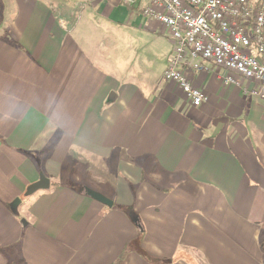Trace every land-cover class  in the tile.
<instances>
[{
  "label": "crops",
  "instance_id": "crops-1",
  "mask_svg": "<svg viewBox=\"0 0 264 264\" xmlns=\"http://www.w3.org/2000/svg\"><path fill=\"white\" fill-rule=\"evenodd\" d=\"M147 4L0 0V264H264V101L202 61L192 107ZM76 167L111 207L63 179ZM40 173L44 208L24 195Z\"/></svg>",
  "mask_w": 264,
  "mask_h": 264
},
{
  "label": "built area",
  "instance_id": "built-area-1",
  "mask_svg": "<svg viewBox=\"0 0 264 264\" xmlns=\"http://www.w3.org/2000/svg\"><path fill=\"white\" fill-rule=\"evenodd\" d=\"M123 1L131 6L138 0ZM142 15L167 28L172 50L162 78L176 84L192 107L207 96L185 70L205 69L202 61L229 72L226 85H239V78L252 83L243 94L264 101V0H148Z\"/></svg>",
  "mask_w": 264,
  "mask_h": 264
},
{
  "label": "rangeland",
  "instance_id": "rangeland-1",
  "mask_svg": "<svg viewBox=\"0 0 264 264\" xmlns=\"http://www.w3.org/2000/svg\"><path fill=\"white\" fill-rule=\"evenodd\" d=\"M83 159H78V162H84ZM81 168H74L70 169L69 171H65L63 175V179L67 180L70 179L72 182L76 183L72 189L77 192H80L81 187L83 186H91L99 191H102L107 196H110V193L107 190H104L102 187L106 184L105 181H102V177L100 174H94L93 176H90L89 174H92L91 172H83L80 170ZM96 173V172H95ZM83 175V176H82ZM54 181L56 178H53ZM102 186V187H101ZM30 196V197H29ZM25 197V196H24ZM28 198L31 202L37 201L43 203V208L45 205L49 203L50 199L54 198V191H46L45 189L37 190L34 192V194L28 195ZM22 208H24L22 206ZM17 209V214L21 215V224L23 225L22 220H24L26 223L28 221V212L24 209Z\"/></svg>",
  "mask_w": 264,
  "mask_h": 264
},
{
  "label": "water",
  "instance_id": "water-1",
  "mask_svg": "<svg viewBox=\"0 0 264 264\" xmlns=\"http://www.w3.org/2000/svg\"><path fill=\"white\" fill-rule=\"evenodd\" d=\"M49 185H50L49 179L46 178L42 173H40L38 180L29 184L26 187L24 195L28 196V195L33 194L37 190L47 189V188H49ZM80 191L83 192V194H85L86 196H88V197L108 206V207H111L113 204L111 199H109L108 197H106L102 193H100V192H98V191H96L90 187L83 186V187H81ZM19 203H20V199L17 197L10 204V207L15 209ZM22 222H23V225H26V222L24 220H22Z\"/></svg>",
  "mask_w": 264,
  "mask_h": 264
},
{
  "label": "trees",
  "instance_id": "trees-1",
  "mask_svg": "<svg viewBox=\"0 0 264 264\" xmlns=\"http://www.w3.org/2000/svg\"><path fill=\"white\" fill-rule=\"evenodd\" d=\"M75 184L76 183H72L70 186L73 188L74 186H76ZM258 247L260 249L262 257L264 258V222L260 224V229L258 233Z\"/></svg>",
  "mask_w": 264,
  "mask_h": 264
}]
</instances>
